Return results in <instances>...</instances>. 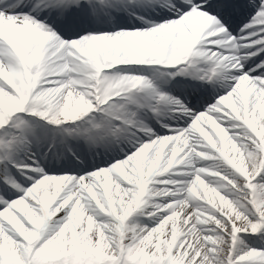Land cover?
Wrapping results in <instances>:
<instances>
[{"label":"snow or ice","instance_id":"obj_1","mask_svg":"<svg viewBox=\"0 0 264 264\" xmlns=\"http://www.w3.org/2000/svg\"><path fill=\"white\" fill-rule=\"evenodd\" d=\"M0 264H264V0H0Z\"/></svg>","mask_w":264,"mask_h":264}]
</instances>
